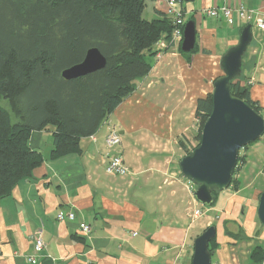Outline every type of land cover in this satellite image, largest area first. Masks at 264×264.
<instances>
[{
  "label": "crops",
  "instance_id": "obj_1",
  "mask_svg": "<svg viewBox=\"0 0 264 264\" xmlns=\"http://www.w3.org/2000/svg\"><path fill=\"white\" fill-rule=\"evenodd\" d=\"M149 1L151 18L159 17L163 7ZM222 4L235 10L230 19L201 12ZM240 4L245 17L236 12ZM183 8L185 20L195 21L196 50L186 58L177 45L159 52L154 45L156 52L147 54L148 74L94 134L80 139V151L52 158L54 127L31 132L29 143L43 162L0 199V264H31L25 258L34 254L29 235L36 230L45 247L35 264H190V235L209 225L216 227L211 264H255L251 250L257 245L264 250V227L256 213L264 191V135L239 152L245 158L234 174L237 190L219 192L214 205L197 218L180 206L186 200L191 209L199 207L192 195L177 203L184 178L176 157L179 139L191 127V106L194 119L196 100L211 92L223 74L221 56L238 42L248 21L252 41L238 81L264 116V28L255 23L264 22V0H198L183 2ZM110 128L120 135L117 150L130 174L104 169ZM68 211L73 220L57 219ZM80 223L90 224L88 235L80 232Z\"/></svg>",
  "mask_w": 264,
  "mask_h": 264
},
{
  "label": "trees",
  "instance_id": "obj_2",
  "mask_svg": "<svg viewBox=\"0 0 264 264\" xmlns=\"http://www.w3.org/2000/svg\"><path fill=\"white\" fill-rule=\"evenodd\" d=\"M145 2L0 0V99L10 105L9 110L0 106V199L43 162L41 152L29 143L33 130L54 127L52 158L78 152L80 139L94 134L132 93L136 81L148 74L147 54L156 52L155 43L170 34L172 24L163 13L144 18ZM92 47L105 56V67L64 79L61 71L80 62ZM178 50L187 58L196 45L189 53H183L180 44ZM238 79L231 81V93L261 114ZM211 108V92L196 100L199 140ZM244 158L238 153L228 188L237 190L234 174ZM211 244L215 238L208 244L212 251ZM250 259L264 264V250L255 246Z\"/></svg>",
  "mask_w": 264,
  "mask_h": 264
},
{
  "label": "water",
  "instance_id": "obj_3",
  "mask_svg": "<svg viewBox=\"0 0 264 264\" xmlns=\"http://www.w3.org/2000/svg\"><path fill=\"white\" fill-rule=\"evenodd\" d=\"M251 41L252 22L248 21L239 31L238 42L221 56L219 64L223 74L213 81L212 108L202 125L199 143L178 162L181 176L194 184V199L205 207L215 203V193L229 187L239 150L264 133V116L230 91L231 81L242 74V58ZM194 47L195 21L188 19L183 25L180 50L189 53ZM105 65V56L92 47L80 62L63 69L61 76L70 80L103 69ZM256 213L264 227V191L258 196ZM215 236V225L196 235L190 264H211L212 251L208 244Z\"/></svg>",
  "mask_w": 264,
  "mask_h": 264
},
{
  "label": "built area",
  "instance_id": "obj_4",
  "mask_svg": "<svg viewBox=\"0 0 264 264\" xmlns=\"http://www.w3.org/2000/svg\"><path fill=\"white\" fill-rule=\"evenodd\" d=\"M156 5L163 7V14L171 20L172 24L170 34L168 36L163 34L161 38L155 43V45H157V52H159L167 47H173L181 43L183 25L186 20L184 18L183 12V0H156ZM233 11H235L233 8L225 4L220 6L203 7L201 9V12L207 16L226 19L231 18ZM236 12L240 17H245L246 9L240 4L236 9ZM255 23L258 28H264V22L261 19H257ZM104 143L106 147V152L104 154L106 159L104 167L105 171L111 175L123 176L130 174L129 166L125 163L120 151L117 150V146L120 144V135L116 129L110 128L105 136ZM184 186L192 195L194 184L190 180L184 178ZM192 200L198 203L194 199L193 195ZM206 211L207 208L202 210L199 206L196 208L194 207L190 214L193 218H197L202 216ZM57 219L71 221L74 219V213L71 211L66 213L59 212L57 214ZM79 230L83 235H88L90 233L91 226L87 223H80ZM29 238L33 242L34 254L26 256L25 259L27 263L35 264L38 261L39 255L43 251L45 244L43 242L40 230H36L31 233Z\"/></svg>",
  "mask_w": 264,
  "mask_h": 264
},
{
  "label": "rangeland",
  "instance_id": "obj_5",
  "mask_svg": "<svg viewBox=\"0 0 264 264\" xmlns=\"http://www.w3.org/2000/svg\"><path fill=\"white\" fill-rule=\"evenodd\" d=\"M191 2H198V0L197 1L196 0L190 1V2H187V3H191ZM145 4H146V6H145V8L143 10V17L146 18V19H152L151 17L154 15V13L152 11V3H151V1L146 0ZM195 4H197V3H195ZM149 12H150V14H149ZM151 12H152V14H151ZM179 44L177 46H179ZM0 106L6 108L8 110L10 109V105L8 103V100L3 99V98L0 99ZM193 107L194 106L192 105L191 106V109H190L192 111V118H191L192 119V123H191V127H189V130H188L189 132L186 133L185 135L181 136L182 139L180 138L182 140V142H183V145H181V143L179 141V143H180L179 144L180 149H179L178 154L176 153L177 154V157H176L177 158L176 159V168H177V170H178V162H179V159L181 157H183L184 155H186L187 153H189L192 150V148H194L197 145V143L199 141V139H198L197 136H198V131H199L198 129H199L200 123H199L198 120L196 121L197 118H194L193 119ZM200 133H201V131H200ZM258 140H259V138L256 141L249 143L247 145V147L255 144V142H258ZM245 148L246 147L240 149L239 152H241V153L244 152V149ZM181 186H182L181 189L178 190L179 193L177 192L178 193L177 195L180 196V197H178L179 199H178V202L177 203H179L180 201H183L184 199H186V196L191 197V194L189 193V191L183 185H181ZM180 206L184 210L187 209V212H191L192 209H193V208L192 209L190 208V204H188L186 200L183 201V202H181L180 203ZM200 207H201L202 210H205L207 208L205 206H202L201 204H200ZM190 237H191V240L193 242V240H194V238L196 236H191L190 235Z\"/></svg>",
  "mask_w": 264,
  "mask_h": 264
}]
</instances>
